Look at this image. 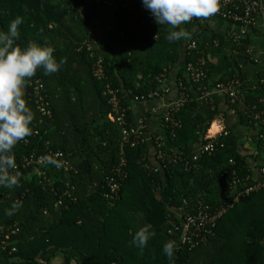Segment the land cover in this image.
Here are the masks:
<instances>
[{"label":"trees","instance_id":"obj_1","mask_svg":"<svg viewBox=\"0 0 264 264\" xmlns=\"http://www.w3.org/2000/svg\"><path fill=\"white\" fill-rule=\"evenodd\" d=\"M16 17L23 21L18 45L47 42L57 61L63 58L65 63L50 75L38 69L25 83L33 134L14 147L15 163H21L25 154L52 149L67 154L72 169L45 167L40 174L28 169L17 187L1 188L6 193L0 202V225L5 228L0 230V264H170L162 248L170 238L169 218L183 206V198L191 208L199 201L231 206L207 242L193 249L177 247L175 264H264V191L238 201L231 196L234 173L242 181L251 174L236 135L228 130V136L220 138L225 146L213 153L195 151L221 111L213 101L197 100L180 60L185 65L206 58V42L211 50H220L221 35L208 37L207 25L193 18L182 27L193 29L190 37L170 43L165 39L169 26H159L142 0H115L110 8L95 0H0V30L7 31ZM186 40L197 43L191 55L186 53ZM247 43V37L234 43L235 51L246 58ZM97 62L102 65L99 76ZM173 69L178 89L182 82L189 98L176 114L180 125L167 127L163 147L182 151L190 164L161 162L157 172L148 169L147 164L159 165L154 156L157 145L149 141L127 146L126 164L121 165V127L107 119L112 110L108 90H117L122 105L129 106L136 95L146 97L157 90ZM231 79L240 85L237 97H228L227 102L238 109L243 125L257 124L251 115L264 111V96L245 85L242 71L218 82ZM262 79L264 73L257 89L261 92ZM34 80L43 85L47 113L34 96ZM127 112L133 121L132 107ZM111 178L120 187L107 198ZM66 183L76 186V199L57 205ZM14 201L22 202V207L9 217L5 210ZM144 225H150L155 235L140 249L131 240Z\"/></svg>","mask_w":264,"mask_h":264},{"label":"built area","instance_id":"obj_2","mask_svg":"<svg viewBox=\"0 0 264 264\" xmlns=\"http://www.w3.org/2000/svg\"><path fill=\"white\" fill-rule=\"evenodd\" d=\"M98 4H101L105 8H110L114 6L115 0H95ZM264 13V0H219V10L218 12L210 18H221L228 20L234 24H238L242 27L255 28L258 25L259 18ZM209 19V18H208ZM206 20V19H203ZM243 37H245V32L242 33H233L232 40L235 44H240ZM198 46L196 41L189 40L186 46V53L188 55L196 52ZM249 53V50H248ZM185 70L188 74V77L194 84L199 86L200 95L204 102H212L210 91L206 89L204 81L207 78V62L204 57L200 56L196 59H191L185 64ZM102 74V65L100 62H97L95 75L99 76ZM165 77L162 79V85L155 91L150 92L146 97L136 95L134 98L130 99L129 106H123L121 103V96H119L118 91L114 89H109L108 93L110 94V103L112 106L111 112L108 114L107 119L116 121L121 127V138H120V147H121V165L126 164L125 158V148L127 146H137L145 142H155L157 149L154 152V156L158 161L159 165H146L150 170L157 172L161 168V162L168 163H177L180 162L182 165L187 166L190 164V157L185 156L184 153L180 150H170L163 147V141L165 140L164 136L161 134H154L147 136L148 122L147 118L144 116L134 117L132 120H128L127 109L132 107L133 103H138L141 101H147L150 99H163L170 93L171 88L165 84ZM264 81V79H262ZM34 85V96L39 106L44 112H48L46 106L48 102L45 100L41 89L43 85L39 83L38 80L32 82ZM240 82L237 79H231L225 82H217L215 84L216 89L221 92L227 98L230 97L234 100L237 97L239 90ZM180 95L176 100L167 101L164 104V112L162 116V123L165 128L170 127L173 129L180 125V120L176 117V114L179 112L180 108L184 105L185 101L189 98V93L186 92V87L183 83L180 82ZM251 117L264 126V111H256ZM221 127V126H220ZM229 134L228 130L224 127L219 128L217 132H209L205 134L204 143L199 147L197 153H213L219 148L225 146L224 142L220 141L221 137H227ZM46 157L56 158L62 162L60 168H56L51 164H45L43 161ZM197 155H193L192 160H197ZM234 163L233 161H231ZM17 167L15 170H11L13 174L19 173V178L24 174V171L28 173H41L42 169L45 167L56 168L58 170H71L72 164L67 154L60 150L49 149L45 154H38L31 152L29 154L23 155L21 163H16ZM117 171H120L119 168ZM122 172L117 174L121 176ZM260 178L258 180L252 181L250 176H247L245 181H242L238 175L234 173V177L230 183L231 196H233L234 201H238L246 195L250 194L253 191L263 190L264 191V165L259 169ZM44 179L49 180L46 177L44 171ZM249 179V180H248ZM248 180V181H246ZM110 192L104 194L107 198H112L118 193L119 183L116 178H111L108 182ZM76 191V186L70 183H66L62 189V194L59 196L57 205L64 203L65 199L75 200L74 195ZM5 189L0 188V202L5 197ZM183 206L178 209L175 216H170L169 224L170 228L168 234L170 235L169 241H174L178 248L186 247L189 249L196 248L197 246L207 242V240L214 234V229L217 226L218 220L224 215L228 210L231 204H222L219 206H209L203 204L199 201L196 208H191L188 205V200L183 198ZM4 226L0 225V230H4ZM264 244V236L261 240Z\"/></svg>","mask_w":264,"mask_h":264},{"label":"clouds","instance_id":"obj_3","mask_svg":"<svg viewBox=\"0 0 264 264\" xmlns=\"http://www.w3.org/2000/svg\"><path fill=\"white\" fill-rule=\"evenodd\" d=\"M142 4L159 26H169L165 39L170 43L190 37L181 25L193 18L208 19L219 10V0H142ZM22 23V18L16 17L7 31L0 30V188L9 189L20 183L19 173L11 171L17 167L13 149L33 134L34 115L26 102L24 85L38 69L50 75L58 72L65 63L63 58L57 61L55 49L47 42L44 46L33 42L25 47L18 45V29ZM43 163L56 168L62 166L60 160L51 157H46ZM21 207L22 202L14 201L10 209L5 210V215L11 217ZM154 235L151 226L144 225L134 232L131 245L143 249ZM162 251L170 264H175V242H166Z\"/></svg>","mask_w":264,"mask_h":264},{"label":"crops","instance_id":"obj_4","mask_svg":"<svg viewBox=\"0 0 264 264\" xmlns=\"http://www.w3.org/2000/svg\"><path fill=\"white\" fill-rule=\"evenodd\" d=\"M201 22L202 25H207L206 30L208 31V37L212 34H219L223 37L222 44L219 46L221 47L220 50H215V48L211 50L212 46L210 45V42H206L204 49L207 50L206 58L204 59L207 64L210 65L209 86L206 84L208 72L204 85H206V89L210 91L212 101L217 103L221 111L220 114L213 119L209 132H217L221 127L232 131L239 140V151L246 157L247 164L251 171V174L249 175L250 179L252 181L258 180L260 178L259 169L264 165V127L260 123L243 125L240 120L238 109L231 107L227 102V97L216 89L215 84L222 77L230 74L236 75L242 71L246 77L245 85L249 89L254 90L253 92L256 95L264 96V91L261 92L257 90L260 87L261 76L264 73V13L259 18L258 25L255 28L242 27L228 20L216 17L206 20L202 19ZM181 27H185V25L183 24ZM192 30L188 29L186 31L191 34ZM242 32H245V37H247L248 40V58L239 55L234 49L232 34ZM188 41L189 40H186V44ZM186 44L184 43V47ZM215 45H217V43H215ZM180 64V69H185L183 59L180 60ZM176 70L177 69H173L169 72L168 76L165 77V84L171 88L170 93L167 96L163 99H150L133 103L132 105L135 117L144 116L147 118V136L149 138L158 133L163 135L167 140L166 128L162 123V116L164 112V104L167 101L176 100L180 95V90L176 84L177 79L175 80ZM184 72L186 78H189L186 70H184ZM194 85L196 86L195 88H193ZM194 85H192L191 88L197 100L202 102V95H200V91L202 90H199L197 84ZM214 125L216 129L213 131ZM200 145L201 144L195 147L196 152H198Z\"/></svg>","mask_w":264,"mask_h":264},{"label":"bare ground","instance_id":"obj_5","mask_svg":"<svg viewBox=\"0 0 264 264\" xmlns=\"http://www.w3.org/2000/svg\"><path fill=\"white\" fill-rule=\"evenodd\" d=\"M216 129L215 125L213 126V131Z\"/></svg>","mask_w":264,"mask_h":264},{"label":"rangeland","instance_id":"obj_6","mask_svg":"<svg viewBox=\"0 0 264 264\" xmlns=\"http://www.w3.org/2000/svg\"><path fill=\"white\" fill-rule=\"evenodd\" d=\"M110 14V13H109ZM107 17H109V15L106 14Z\"/></svg>","mask_w":264,"mask_h":264}]
</instances>
